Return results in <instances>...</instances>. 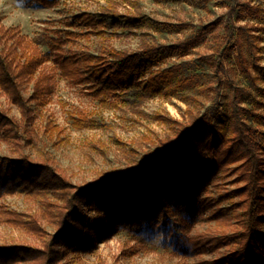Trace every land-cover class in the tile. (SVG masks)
<instances>
[{"label":"rangeland","instance_id":"obj_1","mask_svg":"<svg viewBox=\"0 0 264 264\" xmlns=\"http://www.w3.org/2000/svg\"><path fill=\"white\" fill-rule=\"evenodd\" d=\"M27 1L0 0L2 22L18 26L28 37L55 28L80 31L79 44L94 53L111 46L128 50L164 46L151 72L173 67L177 74L159 91L127 94L115 104H105L55 71L51 100L34 104V134L22 141V149L33 159H50L76 186L139 166L149 152L165 149L182 126L205 113L213 123L226 120L234 102L245 108L244 120L257 129L264 145V75L255 68V64L264 67V0H58L52 6ZM84 12L94 15V24L76 18ZM244 25L248 36L239 28ZM200 29L203 32L193 44H182ZM178 77H189V84L178 83ZM31 91L26 89L28 95ZM0 106L20 118V111L4 96ZM0 152L10 157L20 154L5 141H0ZM260 153L264 159V149ZM237 165L218 171L201 194L202 199H216L218 206L231 209L232 220L225 226H215L211 210L202 206L192 216L173 211L169 223L161 221L139 232L112 229L93 247L70 251L56 264H206L220 257L226 246L214 251L204 245L199 251L194 241L214 228L231 231L242 221L237 190L245 181L239 180ZM44 207L22 190L0 198V211L31 214ZM1 219L0 215V244L40 246L44 241ZM41 225L48 239L54 227L46 219ZM170 228L194 248L187 252L175 248Z\"/></svg>","mask_w":264,"mask_h":264},{"label":"trees","instance_id":"obj_2","mask_svg":"<svg viewBox=\"0 0 264 264\" xmlns=\"http://www.w3.org/2000/svg\"><path fill=\"white\" fill-rule=\"evenodd\" d=\"M27 2L52 6L58 0ZM76 18L90 24L96 21L87 12ZM239 28L248 36V27ZM202 32L200 29L182 44H193ZM80 33L67 27L28 37L18 26H6L0 17V97L4 96L21 114L20 118L10 115L0 106V141L20 152L17 157L0 152V198L22 190L45 205L41 213L0 211L2 222L44 240L40 246L0 244V264H56L70 251L93 247L112 229L139 232L161 221L169 223L173 211L192 216L201 206L211 210L210 217L218 222L215 226H225L232 220L231 209L218 206L216 199H202L201 194L218 171L234 163H238L239 180L245 181L237 190L242 221L233 224L231 231L214 228L196 237L194 246L199 251L204 245L214 251L226 246L220 257L206 264H264V159L260 153L264 145L257 129L244 120L245 108L237 102L226 120L213 123L205 113L198 121L182 126L165 149L149 152L139 166L120 168L80 187L50 159H33L23 152L22 141H29L34 134L35 105L51 100L55 71L105 104H115L127 94L159 91L176 78L173 67L151 72L164 46L138 50L111 46L94 53L79 44ZM255 68L264 75V67L255 64ZM177 81L189 84L190 78L178 77ZM28 87L32 89L30 95ZM42 219L54 227L48 239ZM170 230L175 248L185 252L194 248Z\"/></svg>","mask_w":264,"mask_h":264}]
</instances>
